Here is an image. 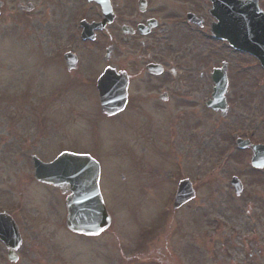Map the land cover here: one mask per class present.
Wrapping results in <instances>:
<instances>
[{
  "label": "rangeland",
  "instance_id": "obj_1",
  "mask_svg": "<svg viewBox=\"0 0 264 264\" xmlns=\"http://www.w3.org/2000/svg\"><path fill=\"white\" fill-rule=\"evenodd\" d=\"M24 1L3 0L0 16V210L12 209L24 235L17 264H264V171L236 172L231 162L243 153H235L219 173L210 169L212 152L218 155L228 144L222 143L226 134L264 124V77L255 63L165 25L172 31L146 39L151 59L162 62L157 54L173 53L167 42H177L178 52L193 46L197 58H174L181 66L176 78L138 72L136 60L123 58L132 82L186 90L189 78L204 92L208 79H198V69L226 61L227 113L209 118L201 109L194 119L195 94L170 93L167 104L155 95L145 104L150 110L140 100L131 110L138 121L130 112L126 120L125 115L104 120L95 80L106 64L89 58L103 50L78 44V66L69 74L61 55L73 48L67 37L73 16L65 17L52 0L35 1L36 11H17V2ZM161 5L167 6L165 0ZM197 59L195 77L193 71L183 74ZM138 92L144 98L143 89ZM131 97L141 99L138 93ZM181 118H189L186 126ZM255 137L264 142V130ZM62 151L89 154L101 165L99 187L112 223L94 238L67 232L64 196L32 179V154L50 161ZM231 175L242 183L237 195ZM183 177L193 183L195 197L172 210ZM4 255L0 247V259Z\"/></svg>",
  "mask_w": 264,
  "mask_h": 264
},
{
  "label": "flooded vegetation",
  "instance_id": "obj_2",
  "mask_svg": "<svg viewBox=\"0 0 264 264\" xmlns=\"http://www.w3.org/2000/svg\"><path fill=\"white\" fill-rule=\"evenodd\" d=\"M36 2H39L40 5H44L46 0H35ZM108 1V9L105 10L100 4H97L93 0H52V7H55L60 10L65 11V17L71 18L72 16V22L70 24L69 29V35L67 36L69 38V43L73 44V48L71 46V49H69V53H71L72 56L65 57V54H62V58H79L78 55L74 52L78 44H82L84 42L94 44L95 48L103 50V52L98 54L97 50H95V56L89 57V58H109V60L105 61L106 66H113L112 61L114 58V68L117 71H125L128 76L131 74L129 71H127L125 59L123 58H133L136 60V71L142 72L147 69V66L151 63H160L163 66V74L166 73L170 77H177V71L178 69H181V66L175 64L174 58H192L193 55L194 58H197V54L193 46L187 45L185 46L184 51L185 52H178L175 51L176 48H178L177 42H167V47L169 50L173 51V53L169 54H161L156 55L155 58H164V61L156 62L152 60L151 58H154L152 56V52L150 49V46L152 43H148L146 39L148 37L153 36H161L164 33H169L168 27H172L174 29H177L176 31L180 32L185 38L188 37V35L193 36L196 35L197 39L200 41H205L209 43H214L215 46L219 45L217 41L213 40L209 36V27L213 23H216L217 19L215 17H212L209 13L210 3L208 0H165L167 3V6H162L161 2L162 0H107ZM164 1V0H163ZM259 7L264 10V0H257ZM32 7L31 9H33ZM30 9V10H31ZM39 9L36 7L34 11ZM81 14V17H79V22L77 24L76 28V34L72 33L74 30V20L75 18ZM154 14V15H152ZM159 14V18L156 17V15ZM163 14V17H160V15ZM107 18H110V20H106ZM82 21V22H81ZM98 23L99 26L93 28L91 31L86 30L85 34L83 35V27H86L84 24L83 26L81 23L89 24V23ZM166 25V26H165ZM171 28V29H172ZM173 35H175L173 33ZM80 41V42H78ZM199 41V42H200ZM224 44V43H223ZM213 47L211 51H216V47ZM226 51L232 53V50L225 47ZM200 52V51H199ZM247 59H251L259 71L264 74V68L259 64V62L253 58H250L249 55L243 54ZM55 57V56H54ZM145 59V60H143ZM78 62V61H77ZM103 62V59L102 61ZM225 64L226 68V75L228 78V63L226 61H221L219 65H210L206 71H203L201 69H198V74L196 77L201 80L202 77L208 79V85L206 84L205 91L199 87H196L192 82H187L189 78L185 79L186 82V90L184 89L185 86L180 88H173L171 90L166 89L163 90L160 88H153L151 87L153 84H148L139 82L137 79H134L135 81L132 82L131 75L129 76V90L130 86L134 85V88L137 89V83L139 84L140 88L143 89V95L146 96V99L153 100L154 96L159 93H163L162 98H165V101L169 98V94H195L194 98L196 101L193 103V110L194 115L192 118L200 117L199 111L202 109L204 110L210 118L212 115H219L221 116L216 110L209 108L207 106V101L211 99V92L213 89L212 86V79H211V73L214 69H217L221 64ZM199 65V59H197L195 67H189V72L185 71L183 74L191 76V73L193 71L194 77L195 73L197 72V67ZM144 66V68H143ZM249 67V66H248ZM69 74L72 73V71H68ZM148 75H152L151 73L146 72ZM160 76V75H159ZM140 89V90H141ZM160 90V91H159ZM163 90V91H162ZM204 93L202 98H199L197 94ZM164 104H167L164 103ZM154 106V105H153ZM157 106V105H155ZM191 116V113H188L186 117ZM189 121L188 119L181 118L179 122L183 126H186V122ZM264 126V124H263ZM262 125L260 127H250L248 124L242 127H236V131H239V134L236 135H229L226 134L224 140L222 141L223 144H226L228 141V144L225 145V148H231L229 150V153H226L223 162L220 166L216 165V159L219 158L218 155H215L214 152L211 156V160H214L212 163V169L213 170H222L225 169L231 161L235 153H243L242 157L237 161L236 163L231 162V165H233V169L236 172H239L241 169V172L246 171H253V172H263L264 167L261 170H256L250 167V156L251 152L249 149H237L232 148V142L238 139H249L252 143H261L259 140H254V135L250 134L252 132L255 135L260 134L264 128ZM233 131V130H231ZM230 131V132H231ZM202 130H200V133ZM247 132V133H246ZM251 136V138L249 137ZM264 144V142H262ZM223 149V148H221ZM23 240L21 244H23ZM0 246L4 249V247L0 244ZM22 246V245H21ZM20 248L17 252L18 260L20 259ZM16 262L15 264H17ZM0 264H11L7 260L5 261L3 257L0 259Z\"/></svg>",
  "mask_w": 264,
  "mask_h": 264
},
{
  "label": "water",
  "instance_id": "obj_3",
  "mask_svg": "<svg viewBox=\"0 0 264 264\" xmlns=\"http://www.w3.org/2000/svg\"><path fill=\"white\" fill-rule=\"evenodd\" d=\"M250 13L249 44L246 47L251 53L261 58L259 56L261 54L260 50L264 49V15L253 11ZM236 26L242 32L243 27L240 24ZM239 39H241V36H239ZM232 42L237 41L233 40ZM104 84L106 85V91L104 89L101 90L105 85L99 86L102 103H106V96L114 94L111 85L107 82ZM110 101L111 105L115 104L114 100ZM103 109L111 112L116 108L108 106L103 107ZM35 166L36 172L34 176L37 180L49 182L59 187H62L66 182L74 183V186L72 185L73 187H70L73 195L67 199V218L65 225L68 229L77 232L93 233L107 226L109 217L101 202L96 185L98 178V166L96 163L86 156L63 154L54 163L41 165L36 162ZM54 174H57V177H60V179H53L51 175ZM81 195L86 199H82ZM192 196L193 192L191 189L189 190V186H186L185 183L182 184L175 205L188 200ZM80 199L81 201H79ZM10 224L12 222L9 218L0 216V237L3 240L10 238V231L13 232L15 230L13 224L12 226Z\"/></svg>",
  "mask_w": 264,
  "mask_h": 264
}]
</instances>
